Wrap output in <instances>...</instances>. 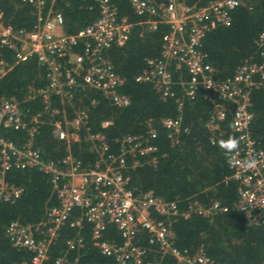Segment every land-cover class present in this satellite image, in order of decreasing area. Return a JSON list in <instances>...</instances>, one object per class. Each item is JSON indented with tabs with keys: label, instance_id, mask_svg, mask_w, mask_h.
Here are the masks:
<instances>
[{
	"label": "built area",
	"instance_id": "1",
	"mask_svg": "<svg viewBox=\"0 0 264 264\" xmlns=\"http://www.w3.org/2000/svg\"><path fill=\"white\" fill-rule=\"evenodd\" d=\"M138 16L148 15L150 30L158 23L169 27V33L157 58L148 59L146 67L135 77L138 83H150L161 99L173 98L177 104L175 118L160 120L171 146L180 142L179 136L188 134L182 126L184 100L194 101L197 93L204 94L211 109L204 127L215 143L221 136V124L230 118V130L240 140L239 150L228 156L230 179L238 184V199L234 204L244 214L249 225L264 230V151L256 147L251 136L253 121L251 91L264 90V30L255 39L256 59L249 57L235 69L232 76L218 79L215 68L208 62V55L201 50L202 41L211 26H228L232 12L244 5L242 0H211L204 7L189 6L183 0H126ZM35 13L37 26L32 31L15 30L5 25L0 12V46L12 52L13 63L0 58V80L18 64L36 59L45 69L46 84L42 87L28 85L21 100H0V130L23 131L26 141L18 145L0 134V201L13 202L22 189L5 179L6 173L15 169H37L49 176L52 193L57 205L49 207L39 223L23 225L11 222L6 237L12 247L32 254L29 263L46 264L49 248L57 231L78 210L80 216L71 224L80 228L82 222L90 226L91 242L100 253L112 261L106 264H160L146 260L148 250L139 245V237L148 235V243L161 257L168 256L175 264H218L203 247L194 252L175 246L172 223L192 216L212 218L227 209L218 201L197 202L188 200L184 207L179 201H165L152 191L135 193L130 184V171L141 165L157 164V147L153 141L157 132L151 121L144 134L128 135L117 141L115 152L110 150L101 133H90L87 128V109L75 108L76 93L85 90L100 92L110 105L126 108L130 98L120 92L125 79L118 75L108 57L112 47H122L128 39L130 24L119 18L111 0H94L98 17L76 34L63 32L64 19L55 11V0H20ZM184 70L187 80L178 79L181 93L175 96L173 74ZM57 98L60 108L53 107ZM40 99L42 110L29 114L23 104ZM95 104V99L91 100ZM74 111V118L67 119L66 109ZM48 117L54 137L67 145L66 155L59 161L44 160L33 148V140L41 117ZM108 123H104L106 126ZM86 131V141L91 144L97 158L93 167L83 168L81 161L69 151V146L80 141V132ZM256 158L259 163L249 168L246 161ZM115 225L122 239L112 243L104 239L108 225ZM66 241L65 253L53 264H76L68 252L83 249V237ZM153 251V250H152ZM155 252V253H156Z\"/></svg>",
	"mask_w": 264,
	"mask_h": 264
},
{
	"label": "trees",
	"instance_id": "2",
	"mask_svg": "<svg viewBox=\"0 0 264 264\" xmlns=\"http://www.w3.org/2000/svg\"><path fill=\"white\" fill-rule=\"evenodd\" d=\"M159 1V0H154ZM185 4L204 7L211 0H183ZM118 10L119 18L130 24L127 42L122 47H112L108 51L115 72L125 79L120 92L130 98V105L120 109L110 105L100 92L85 90L76 93L75 108L87 109V128L90 133H101L112 152L117 149V141L128 135L144 134L147 122L151 121L157 136L153 141L157 147L154 156L157 164L152 167L141 165L130 171V184L135 193L152 191L165 201H179L184 207L188 200L205 202L218 201L227 210L212 218L192 216L187 220L178 219L172 223L175 246L181 250L194 252L203 247L206 254L218 264H264V230L249 225L244 214L234 207L238 199V184L230 179L228 156L219 147L220 140L236 137L230 130V118L221 124L222 135H217L215 143L210 142V134L204 127L211 109L210 103L199 91L194 101L184 100L182 107V126L189 129L188 134L179 136L180 142L171 146L165 130L160 125L164 117L178 115L177 104L173 98L161 99L150 83H138L135 77L146 67L148 59L160 55L162 45L169 33V27L158 23L150 30L146 21L153 20L148 15H136L126 0H111ZM244 5L237 7L228 26L212 25L202 41L201 50L208 55V62L215 68L216 76L222 80L233 75L235 69L245 59L257 57L255 39L264 30V0H242ZM55 11L64 19L63 32L76 34L89 26L98 17V6L94 0H55ZM0 12L5 25L15 30L32 31L37 26L33 9L20 0H0ZM0 58L13 63V54L0 46ZM258 59H256L257 61ZM45 69L36 59L15 65L0 80V100L15 98L21 100L28 85L42 87L47 82ZM187 80L184 70L173 74V91L181 93L178 79ZM251 111L253 121L249 128L256 147L264 151V90L251 91ZM95 99V104L91 100ZM53 107L60 108L57 98H52ZM67 107V106H66ZM29 114L41 112L40 99L23 104ZM74 110L66 109L67 119L74 118ZM33 140V148L44 160H61L67 153V145L57 140L48 124V117H41ZM104 123H108L103 126ZM0 134L18 145L26 141V133L0 130ZM86 131L80 132V141L69 146L71 154L81 161L83 168H91L97 158L93 147L86 141ZM237 138V137H236ZM8 183L22 189L21 195L13 202L0 201V264L29 263L32 254L12 247L6 237V228L13 221L23 225H35L42 221L46 210L57 205L52 193L49 176L37 169H11L6 173ZM80 216L73 212L71 218L57 231V237L49 248V260L65 253L66 241L83 237V249L68 252L70 261L76 264H106L112 260L103 256L91 242L90 226L82 222L80 228L71 224ZM104 239L112 243L122 241L115 225L107 226ZM139 245L148 250L146 260H157L160 264H175L168 257H161L155 247L149 245L148 235L139 237ZM153 250V251H152ZM156 252V253H155ZM129 264H133L130 262Z\"/></svg>",
	"mask_w": 264,
	"mask_h": 264
},
{
	"label": "clouds",
	"instance_id": "3",
	"mask_svg": "<svg viewBox=\"0 0 264 264\" xmlns=\"http://www.w3.org/2000/svg\"><path fill=\"white\" fill-rule=\"evenodd\" d=\"M240 140L236 137H229L227 140H220L219 147L224 150L226 153L231 154L239 150ZM247 167L255 168L259 161L256 158H252L245 162Z\"/></svg>",
	"mask_w": 264,
	"mask_h": 264
}]
</instances>
